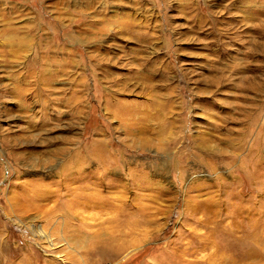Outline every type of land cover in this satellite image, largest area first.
Listing matches in <instances>:
<instances>
[{
  "label": "rangeland",
  "instance_id": "1",
  "mask_svg": "<svg viewBox=\"0 0 264 264\" xmlns=\"http://www.w3.org/2000/svg\"><path fill=\"white\" fill-rule=\"evenodd\" d=\"M0 264H264V0H0Z\"/></svg>",
  "mask_w": 264,
  "mask_h": 264
},
{
  "label": "bare ground",
  "instance_id": "2",
  "mask_svg": "<svg viewBox=\"0 0 264 264\" xmlns=\"http://www.w3.org/2000/svg\"><path fill=\"white\" fill-rule=\"evenodd\" d=\"M19 42V41H18ZM19 48L22 47V43L19 42L18 45ZM134 108V107H133ZM162 114V113H161ZM160 116V115H159ZM163 118V116H162ZM149 119V118H148ZM163 120V119H162ZM124 121V120H123ZM161 121V120H159ZM140 135V134H139ZM69 154V158L71 160V163L76 167L75 170L79 172L82 171L81 169H84L86 166H88L89 164L96 162L97 165L99 167H102L104 165V161H105V156H104V152H103V148L101 146H96L92 155H88L85 152H71L68 153ZM66 170V169H65ZM103 171V170H102ZM81 174V173H80ZM79 174V175H80ZM103 175V174H102ZM101 175L97 174L96 175V179L99 180L101 179ZM88 181V180H87ZM90 197V196H89ZM88 197H86L87 199ZM254 253L250 254L248 253V256H253ZM258 256V254H257ZM259 257V256H258ZM261 258V257H260Z\"/></svg>",
  "mask_w": 264,
  "mask_h": 264
}]
</instances>
